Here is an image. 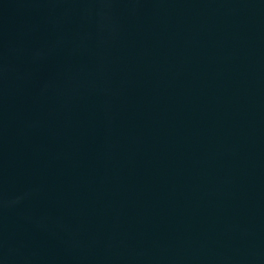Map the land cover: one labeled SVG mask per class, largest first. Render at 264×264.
I'll use <instances>...</instances> for the list:
<instances>
[{"label": "water", "instance_id": "95a60500", "mask_svg": "<svg viewBox=\"0 0 264 264\" xmlns=\"http://www.w3.org/2000/svg\"><path fill=\"white\" fill-rule=\"evenodd\" d=\"M0 264H264V0H0Z\"/></svg>", "mask_w": 264, "mask_h": 264}]
</instances>
